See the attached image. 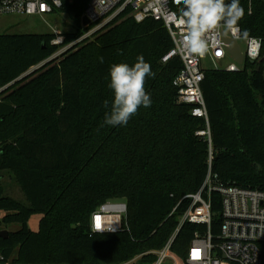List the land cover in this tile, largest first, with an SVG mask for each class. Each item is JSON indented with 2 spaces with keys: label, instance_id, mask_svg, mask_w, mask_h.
Instances as JSON below:
<instances>
[{
  "label": "trees",
  "instance_id": "1",
  "mask_svg": "<svg viewBox=\"0 0 264 264\" xmlns=\"http://www.w3.org/2000/svg\"><path fill=\"white\" fill-rule=\"evenodd\" d=\"M88 2L67 8L78 26ZM239 2L245 14L238 27L263 41L261 59L247 60L240 72L206 71L208 124L178 104L173 82L183 62L163 63L174 43L162 22L123 19L46 64L58 51L53 35H0V172L13 174L29 203L7 196L0 178V232L3 225L22 227L0 237V264H123L142 255L152 264L156 256L147 254L175 234L172 250L185 260L207 227L186 222L178 231L180 218L210 165L221 183L264 192V0ZM81 36L68 34L66 44ZM139 55L155 73L145 83L152 104L126 126L106 125L110 68L131 66ZM121 199L127 229L93 233V214ZM212 204L218 236L219 194ZM35 215L42 216L37 232L29 226Z\"/></svg>",
  "mask_w": 264,
  "mask_h": 264
},
{
  "label": "built area",
  "instance_id": "2",
  "mask_svg": "<svg viewBox=\"0 0 264 264\" xmlns=\"http://www.w3.org/2000/svg\"><path fill=\"white\" fill-rule=\"evenodd\" d=\"M76 0H0V17L40 16L41 18L55 14L70 15L68 6H73ZM182 2L177 0H89L81 18L82 36L67 42V34L55 29L51 45L58 51L44 64L54 61L72 48L86 41L94 40L95 36L108 26L123 19H134L143 23L153 19L164 23L174 43V48L163 58L168 63L176 57L183 62V69L175 78L173 85L178 91V103L191 107V115L197 119L209 122V114L204 98L202 85L208 69L240 72L244 70L246 61H260L263 41L257 46L253 38L244 39L241 28L239 32L218 30L206 35L208 52L199 57L190 55L183 44L184 26L179 23ZM74 19V18H73ZM87 20L88 24H84ZM225 36L236 40L240 45L245 43L242 51L245 59L243 66L230 65L226 69L218 67L228 56L229 45ZM242 50V49H241ZM234 58V57H233ZM43 64V65H44ZM207 64L211 67H206ZM208 135L210 132L199 133ZM212 156L209 163L212 162ZM221 197L222 225L218 236L212 232V194ZM191 206L182 217L178 231L188 222L205 226V233L197 232L191 243L187 258H180L172 250L176 234L161 250L148 253L155 255L152 264H264V192L257 189H246L238 186L225 185L212 174L211 165L207 178L200 191L186 197ZM177 209L174 210V213ZM128 215V205L124 201L108 202L96 211L91 220V230L95 234H116L127 229L125 221ZM100 224V228L96 224ZM177 231V232H178ZM144 255L138 256L123 264H143ZM198 257V258H197Z\"/></svg>",
  "mask_w": 264,
  "mask_h": 264
},
{
  "label": "clouds",
  "instance_id": "3",
  "mask_svg": "<svg viewBox=\"0 0 264 264\" xmlns=\"http://www.w3.org/2000/svg\"><path fill=\"white\" fill-rule=\"evenodd\" d=\"M183 8L179 23L184 26L183 44L190 55L203 57L208 52L206 35L210 32L224 30L236 34L239 32V21L245 11L239 0H177ZM244 39H249L247 30ZM257 46L259 39L253 38ZM108 87L113 92L110 111L105 114L104 123L109 126H126L137 114L141 106L147 108L152 104L150 94L146 92L145 83L148 77H155L151 65L145 62L143 55L137 57L133 65L127 63L113 64L109 72ZM109 107V102L104 101Z\"/></svg>",
  "mask_w": 264,
  "mask_h": 264
},
{
  "label": "rangeland",
  "instance_id": "4",
  "mask_svg": "<svg viewBox=\"0 0 264 264\" xmlns=\"http://www.w3.org/2000/svg\"><path fill=\"white\" fill-rule=\"evenodd\" d=\"M58 29L64 34H74L77 33L80 29V26L75 22V20L70 15H62V14H55L53 16H48L41 18L40 16H18V15H10V16H2L0 17V35H52L54 30ZM240 47L242 51L246 50L245 43L241 42ZM58 57L54 59L56 62L61 59ZM58 60V61H57ZM260 62V61H259ZM236 64L235 58L228 56L225 61L220 63L218 67L222 69H226L230 65ZM44 65H39L36 68L32 69L26 76L31 75L39 71ZM206 67H211V65L207 64ZM1 93V91H0ZM257 100L260 102V98L258 97ZM179 104V103H178ZM180 105V104H179ZM0 178L2 179L5 194L25 206H29L28 201L26 200L20 186L17 184L14 176L10 172H0ZM124 200H114L111 202H119ZM6 214L1 213L0 218H4ZM42 216L35 215L30 220L29 226L31 230L37 232L39 230V222ZM182 218H180V222ZM21 225L17 223H12L9 225H3L1 231H8V232H18L21 230ZM156 252V251H152ZM150 252V253H152Z\"/></svg>",
  "mask_w": 264,
  "mask_h": 264
},
{
  "label": "water",
  "instance_id": "5",
  "mask_svg": "<svg viewBox=\"0 0 264 264\" xmlns=\"http://www.w3.org/2000/svg\"><path fill=\"white\" fill-rule=\"evenodd\" d=\"M84 24H88V21L85 20ZM225 42L229 45V52L230 54L235 58V60L237 61V63L241 66L244 65L245 63V59H244V55L242 53L241 47L238 44V42L236 40L230 39L229 37L225 36ZM8 231H1L0 232V237L2 238H8Z\"/></svg>",
  "mask_w": 264,
  "mask_h": 264
},
{
  "label": "snow or ice",
  "instance_id": "6",
  "mask_svg": "<svg viewBox=\"0 0 264 264\" xmlns=\"http://www.w3.org/2000/svg\"><path fill=\"white\" fill-rule=\"evenodd\" d=\"M96 227H97V228H100V224H99V223H97V224H96ZM197 258H198V257H197Z\"/></svg>",
  "mask_w": 264,
  "mask_h": 264
}]
</instances>
